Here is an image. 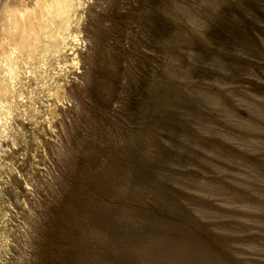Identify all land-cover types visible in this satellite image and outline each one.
<instances>
[{
    "label": "rangeland",
    "instance_id": "rangeland-1",
    "mask_svg": "<svg viewBox=\"0 0 264 264\" xmlns=\"http://www.w3.org/2000/svg\"><path fill=\"white\" fill-rule=\"evenodd\" d=\"M82 1L4 141L0 264H264V0Z\"/></svg>",
    "mask_w": 264,
    "mask_h": 264
},
{
    "label": "bare ground",
    "instance_id": "bare-ground-1",
    "mask_svg": "<svg viewBox=\"0 0 264 264\" xmlns=\"http://www.w3.org/2000/svg\"><path fill=\"white\" fill-rule=\"evenodd\" d=\"M83 3L82 0H35L33 5L21 3L3 8L0 16V154L5 152L4 141L15 130L13 122L22 101L25 98L32 101L39 93L37 81L43 75L41 66L52 65L50 58L62 51L74 21V35L80 33L78 9ZM76 58L72 59L73 63ZM64 87V83L57 84L52 93L58 100L64 98ZM50 110L56 112L54 107ZM12 141L14 144L16 140Z\"/></svg>",
    "mask_w": 264,
    "mask_h": 264
}]
</instances>
